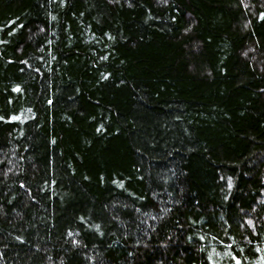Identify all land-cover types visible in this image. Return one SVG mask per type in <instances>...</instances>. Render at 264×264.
Masks as SVG:
<instances>
[{
    "label": "trees",
    "instance_id": "trees-1",
    "mask_svg": "<svg viewBox=\"0 0 264 264\" xmlns=\"http://www.w3.org/2000/svg\"><path fill=\"white\" fill-rule=\"evenodd\" d=\"M0 264H264V0H0Z\"/></svg>",
    "mask_w": 264,
    "mask_h": 264
}]
</instances>
